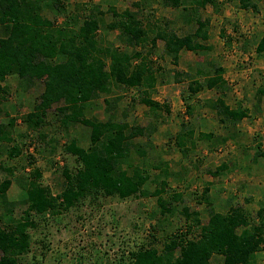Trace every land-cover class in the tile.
<instances>
[{
	"label": "rangeland",
	"instance_id": "obj_1",
	"mask_svg": "<svg viewBox=\"0 0 264 264\" xmlns=\"http://www.w3.org/2000/svg\"><path fill=\"white\" fill-rule=\"evenodd\" d=\"M61 1L64 11L45 6L42 10L43 16L54 21L56 27L76 15L84 18L88 13L84 5L89 9L100 4L104 11L111 6L119 12L135 11L133 4L139 0ZM252 3L257 9H245L238 1L219 0L217 8L195 6L194 10L190 3L172 9L164 7L162 0H155L152 8H147L145 17L154 12V19H163L180 36L194 34L198 29L197 19H200L206 23L209 34L207 41H200L204 49L183 50L177 64L164 53L163 42L158 41L154 48L153 61L163 74L153 99L168 106L170 113L162 108L157 117L153 116L147 107L134 103L132 92L120 90L110 96L101 95L87 105L88 117L107 120L114 116L117 121L155 126L148 139L152 144L147 157L149 173L154 179L162 170L170 172L165 200L171 202L170 194L174 191L183 195L179 204L169 202L175 214L162 216L157 198L149 194L126 200L106 198L95 203L86 200L70 212L57 215L48 212L45 227L31 232L34 235L31 252L21 257L20 264H129L130 251L152 246L162 252L167 238L190 233L191 221L180 214L183 206H187L191 214L197 212L202 225L207 224L211 211L226 213L237 207L244 208L255 223L259 222L258 211L264 208V53L258 55L256 49L264 36V0H252ZM49 4H53L52 1ZM106 19H112L111 13ZM99 35H105V31L102 29ZM3 36L5 30L0 26V37ZM105 37L115 47L131 52L119 40L117 32L106 33ZM217 67L225 69L227 88H204L189 97L187 103L194 113L188 114L184 100L189 94V83L204 82L206 73L212 74ZM199 71L202 74L199 75ZM5 85L9 96L0 122L8 123L9 118L18 120L12 129V139L16 142L11 145L17 144L23 150L22 156L9 160L7 146L0 145V178L13 181L7 193L8 200L14 203L13 213L3 215L5 208L0 202V215L5 216L7 222L19 219L27 208L23 204V193L31 180H39L53 196L64 191L63 168L72 171L76 168V159L66 152V146L76 140L86 147L89 130L76 125L64 132L60 128L58 104L48 112L47 125L40 132H29L22 118L39 103L44 83L25 82L10 76ZM117 97L122 98L113 102L114 109L108 111L105 99ZM218 99L224 100L231 109L244 111L246 117L236 122H220L221 116L213 107ZM183 123L192 125L195 135L194 144H186L188 153L185 155L174 140ZM40 133L46 135V139H40ZM200 133L213 137L202 140ZM138 141L147 142L146 138ZM132 157L136 162L133 165L140 164L137 155ZM221 165L227 168L217 172ZM36 171L40 178L34 176ZM146 188L153 193L156 185L152 182ZM196 233L198 230L193 229L190 237ZM212 264H222V259L214 256ZM255 264H264V251L257 256Z\"/></svg>",
	"mask_w": 264,
	"mask_h": 264
},
{
	"label": "trees",
	"instance_id": "obj_2",
	"mask_svg": "<svg viewBox=\"0 0 264 264\" xmlns=\"http://www.w3.org/2000/svg\"><path fill=\"white\" fill-rule=\"evenodd\" d=\"M49 1L53 4H49ZM226 1H238L245 9H257L252 0ZM154 2L139 0L133 4L135 11L126 9L122 12L114 6L104 11L100 4L89 9L88 5H84L88 11L84 18L76 15L56 27L54 21L43 16L42 10L45 6L64 11L61 0H0V26L5 30V36L0 37V117L9 96L5 82L8 77L16 76L25 82L44 83L39 103L22 118V124L29 132H40L47 125L48 112L58 104L60 128L64 132H69L76 125L89 130L86 147L80 146L76 140L66 146V152L76 159V168L73 171L68 167L63 168L66 180L64 191L53 196L39 180H31L23 193V204L27 208L19 219L4 221L6 217L3 215H10L14 210V203L7 197L13 181L0 178V202L5 208V214L0 215V264H20L21 257L31 252L34 243L31 232L45 227L49 221L48 212L54 215L70 212L86 200L95 203L106 198L126 200L147 197L149 194L157 198L162 216L175 214L170 203L179 204L183 195L174 191L170 194L171 202L165 200L170 172L168 169L162 170L154 179L149 173L147 157L152 144L148 139L155 126L143 127L125 120L117 121L114 116L101 120L86 115L89 103L101 95L110 96L116 90L132 92L134 103L147 107L153 116L157 117V112L162 108L170 113L168 106L153 99L163 74L152 58L158 41L164 43V53L177 64L183 50L195 52L204 49L205 45L201 42L207 41L209 34L206 23L200 19H197L198 29L194 34L180 36L163 19H154V12L145 17L147 8H152ZM218 2L162 0L166 8L179 9L185 3H190L194 10L196 7L204 9L208 5L217 8ZM108 13L112 17L110 21L106 19ZM102 29L105 35L117 32L119 40L131 52L122 51L109 43L105 35H99ZM256 52L258 55L264 53V36ZM200 72L199 75L202 74ZM224 74L225 69L217 67L212 74L206 73L204 82L193 80L189 83L187 99L183 96L188 114L194 113L187 103L189 97L204 88H227ZM121 98L105 99L107 110L114 109L113 102ZM213 107L221 116L222 123L236 122L246 117L244 111L231 109L222 99H218ZM17 121L9 118L8 123L0 122V145L7 146L9 160L19 158L23 153L21 146L11 145L15 141L12 139V129ZM46 137L39 134L40 139ZM194 137L192 125L183 123L174 139L183 155L188 153L186 144H194ZM212 137V134L199 135L202 140ZM141 138H146L147 142L140 143L138 140ZM133 154L137 155L140 164L133 165L136 163L132 161ZM226 168V165H221L217 172ZM34 176L41 177L38 171ZM152 182L156 188L149 193L146 187ZM180 214L191 221L189 234L167 238L162 252L152 246L130 251L129 264H212L214 256L220 257L222 264H255L257 256L264 251V208L258 211L260 220L257 223L241 207L231 208L226 213L211 211L206 225H202L199 214H191L187 206H183ZM193 229L199 233L190 237Z\"/></svg>",
	"mask_w": 264,
	"mask_h": 264
}]
</instances>
